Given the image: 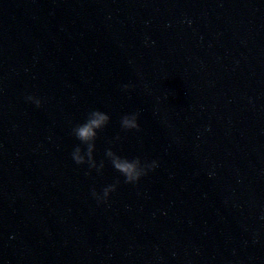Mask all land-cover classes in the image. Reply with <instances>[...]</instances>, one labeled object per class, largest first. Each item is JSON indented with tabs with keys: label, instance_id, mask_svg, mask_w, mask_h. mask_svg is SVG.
<instances>
[{
	"label": "water",
	"instance_id": "water-1",
	"mask_svg": "<svg viewBox=\"0 0 264 264\" xmlns=\"http://www.w3.org/2000/svg\"><path fill=\"white\" fill-rule=\"evenodd\" d=\"M0 264H264V0H0Z\"/></svg>",
	"mask_w": 264,
	"mask_h": 264
},
{
	"label": "clouds",
	"instance_id": "clouds-1",
	"mask_svg": "<svg viewBox=\"0 0 264 264\" xmlns=\"http://www.w3.org/2000/svg\"><path fill=\"white\" fill-rule=\"evenodd\" d=\"M125 87L128 86L125 85ZM25 99L26 102L34 104L37 108L42 106L41 99L36 96L29 95ZM109 122L110 117L106 113L95 110L75 128V138L86 150L82 152L80 148H77L72 153L71 157L76 165L82 166L90 163L95 140L98 134L108 126ZM122 126L128 131L137 130L139 127L138 116L135 114L125 116L122 120ZM108 155L112 158L115 170L120 173L124 179V183L128 185H137L144 177L149 173L154 172L159 167V162L156 160H153L148 164H141L139 161L122 159L114 156L112 153H109ZM116 188L117 185H108L100 192H97L95 188H93L91 195L98 204H106L108 203L111 194L116 191Z\"/></svg>",
	"mask_w": 264,
	"mask_h": 264
}]
</instances>
